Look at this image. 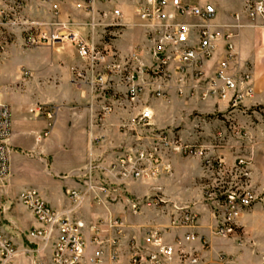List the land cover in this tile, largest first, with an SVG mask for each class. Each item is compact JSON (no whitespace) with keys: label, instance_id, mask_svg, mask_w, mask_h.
Masks as SVG:
<instances>
[{"label":"built area","instance_id":"obj_1","mask_svg":"<svg viewBox=\"0 0 264 264\" xmlns=\"http://www.w3.org/2000/svg\"><path fill=\"white\" fill-rule=\"evenodd\" d=\"M49 3V15L31 18L26 15V3L17 0L3 16L17 22L28 45L51 44L68 40L73 43L81 65L73 68L74 83L89 87L96 100H100L97 116L111 112L115 101L125 98L134 101L145 88H150L153 97L167 98L172 92L185 99H206L214 97L224 101L226 108H236L254 93L253 75L248 62L240 63L233 42L235 33L226 31L223 57L215 68L206 71L204 66L216 50L217 34L211 30L210 22L215 18V6L209 2L190 3L183 0H39ZM244 9L251 18L264 16V0H243ZM129 6L125 10L124 5ZM69 6L82 13L85 20L66 14ZM66 14V19L63 15ZM133 19V21H132ZM131 25H139L148 45L149 63L140 61L135 54L124 60L118 58L111 40L115 39ZM238 26V24H237ZM109 38L105 39L104 35ZM44 115L52 120L55 108H44ZM151 111L144 108L136 119L140 126L149 125ZM10 108L0 104V180L8 174V141L11 131ZM140 140V138H139ZM180 150L185 154H204L202 146L183 145L180 148L167 132H153L146 141L119 153L117 159L106 166L89 163L88 181L81 188L69 190L72 201L69 210L61 211L49 206L34 188H25L19 201L28 208L41 224L27 231L28 240H39L43 245L51 244V264H86L84 253L87 246L81 221L68 215L79 206L90 191H107L104 184L96 186L90 181L91 172L101 170L114 172L121 179H141L169 171L170 164L163 156L167 151ZM163 153V154H162ZM204 164L209 169L225 168L222 158L211 159L204 156ZM239 166L249 164V160L239 157ZM114 175V174H113ZM223 174H210L203 185V203L209 207L214 219V232L221 237L235 233V223L255 199L254 190L235 188ZM161 198H153L146 205H156ZM140 202H132L136 211ZM180 210L178 218L171 226L195 228L197 215L188 207ZM0 204V212H1ZM125 223L117 217L99 219L89 226L90 240L96 246L90 264H103L105 257L118 264H171L177 255L180 264L186 254L181 248L164 241L165 230L151 228L145 231L143 244L136 238L124 234ZM184 240L198 238L196 232L188 231ZM178 244L180 242L178 241ZM181 249V250H180ZM127 250L128 253L124 254ZM178 251V252H176ZM126 252V251H125ZM17 255L16 244L4 231L0 216V264H14ZM127 256L125 261L121 258ZM215 264H236L225 253H218ZM188 264H210L209 259L195 253Z\"/></svg>","mask_w":264,"mask_h":264},{"label":"crops","instance_id":"obj_2","mask_svg":"<svg viewBox=\"0 0 264 264\" xmlns=\"http://www.w3.org/2000/svg\"><path fill=\"white\" fill-rule=\"evenodd\" d=\"M183 1L209 2L215 6L216 15L210 22V28L217 34V47L213 57L205 63V66L210 69L215 68L224 52L221 36L226 31H232L235 33L233 37L235 49L240 57L248 62L253 75L254 93L242 105L264 104V16L249 17L244 9L243 0ZM27 2L30 4V9L28 10L26 6V12L29 11L31 17L49 15V3L39 0H27ZM9 7H11L10 4L4 3L2 9ZM124 8L126 11L129 10L126 4ZM65 11L71 17L85 20L82 13L69 6L65 8ZM66 14L63 15L64 19ZM141 30L139 25L129 26L123 33L125 41L135 40L136 42L135 35ZM21 38L24 44L23 37ZM69 43L52 48L26 47L20 53H12L10 56L4 55L0 58V104L9 106L11 120L8 174L5 180H0V204L5 207L3 213L5 216L8 203L14 201L17 205L18 220L22 227L28 229L39 227L41 224L36 221L30 210L18 201L22 190L34 188L52 208L69 210L72 201L67 191L72 188H81V184L76 182L73 174H80L78 170L86 159L97 155L96 149L91 144L92 137L104 131L103 126L94 125L96 122L94 123L93 115L99 106L92 100L86 87L72 82L71 68L80 60L74 46ZM25 54L27 56L34 54L35 58L24 59L22 55ZM24 71L28 74L25 75ZM190 100L193 102L192 107L199 112L210 111L216 107L220 110L226 108L225 102L217 98L205 101L196 98L184 100L176 95L170 96L168 100L154 98L150 106L153 113L152 122L159 127L171 125L175 121V115L186 108L184 104ZM50 106L55 108L52 120L48 119L43 112L44 108ZM161 108L166 112L163 120L155 116ZM112 120L111 116L104 117V122L106 121L107 124H110ZM259 156L264 159V152H259ZM225 159H228L227 156ZM171 164L172 171L169 174H163L153 180L127 182L126 193L118 211L113 210L109 202L96 201L89 196L76 209L68 213L70 217L84 224L83 232L87 240L84 253L86 264H90L89 258L93 256L96 249L90 240L89 226L100 218L107 217L120 218L125 223L126 238L134 235L138 245L143 244V236L147 229L165 230L167 227L164 236L176 247L179 241L186 251L194 250L208 259L222 252L232 256L237 264H259L250 250L237 242L233 235L221 237L215 234L214 218L201 201L202 191L197 182L201 174H197L195 167L197 161L182 160L174 155L171 157ZM252 171L258 173V184L264 187V160L259 159V165H254ZM22 174H28V178ZM64 178L69 179L67 186H61L57 190H46L42 183H39L41 180L43 182L46 180L48 183L58 182L59 179ZM14 182L16 187L14 191H11L10 184ZM160 190L163 196L159 198L168 203L169 212L146 205H140L134 212L130 207V201L134 199L131 196L138 198L150 193L156 195ZM182 206H188L197 215L195 228L169 227L170 211L173 212ZM247 216L248 213H245L240 221L244 222ZM188 231L196 232L198 238L192 241L184 240V234ZM9 237L17 248L13 263L32 264L33 258L26 245L17 244L15 237ZM120 261L123 262L124 258L122 257ZM103 264L118 263H112L105 257ZM171 264H178V262L172 261Z\"/></svg>","mask_w":264,"mask_h":264},{"label":"rangeland","instance_id":"obj_3","mask_svg":"<svg viewBox=\"0 0 264 264\" xmlns=\"http://www.w3.org/2000/svg\"><path fill=\"white\" fill-rule=\"evenodd\" d=\"M15 1L17 0H0V58L4 55L10 56V54L12 53H18V52L20 53V51L26 47L52 48L53 46L54 47L62 46L63 43L66 42L69 43L68 40H64V41H55L51 44H40V45L25 44L24 35L22 33L21 27L17 23L19 22L20 19H17L15 23L14 22L15 20H10L13 18L6 19L3 16L4 13L3 12L4 9H2L3 4L7 3L12 6ZM24 1L29 10L30 4L27 2V0ZM26 15L31 17L29 11L26 13ZM124 31L120 35H118L115 39L111 40L113 46L115 47L114 49L117 52V56H119L118 58L124 60L130 55L135 54L138 60L144 61L145 63L148 64L149 63L148 45L145 40V35L143 34V30H141L135 35L136 42L135 40L133 42L130 41L126 42L123 36ZM21 37H23L24 44L22 43ZM104 38L108 39L109 36L106 34L104 35ZM69 44L74 46V44L71 42ZM75 51L80 62L72 66L71 74L73 68L81 65V58L78 56L76 48ZM22 57L24 59H34L35 55L31 54L27 56L25 54L22 55ZM237 59L238 61H240L241 64L245 62L240 57L238 52H237ZM204 68L206 71L211 70L209 67L206 66H204ZM23 73L25 75L28 74L27 71H24ZM72 82L74 83L73 74H72ZM74 84L78 86H84L89 91V87L86 85L79 83H74ZM150 88L151 87L145 88L144 92L140 94L139 97H137V99H135L134 101H130L125 98L118 99L117 101H115L113 110L103 115L101 119H99L100 117L97 116V111L99 109L96 110V113L93 115L94 123L96 122L94 125L99 127L103 126L104 131H100L99 132L100 135L96 134L94 137H92L91 144L93 145V148L96 149L97 155L94 157H90L89 159H86L83 166L78 170L80 174H73V178L76 180V182L80 183L82 187L85 185V182L88 181L89 163L92 164L102 163L106 166H109L117 159L120 152L131 147H136L137 144H141V142L142 143L145 142L147 135L150 134L152 135L153 132L169 133L172 140L175 141L180 148H182L183 145H192L194 148L202 146L204 152L203 156L195 155V154L194 155L185 154L182 153L180 150H175V151L168 150L166 153L164 154L162 153V154L164 155L163 157L167 159L166 161L169 162L170 170L161 172L155 176H151L148 178H141V179H131V178L121 179L118 175H115L116 173L114 172L110 173L101 170H94L91 172V176H90L91 183H93L96 186H101L102 184H104L107 191L105 193H102L100 190L95 189V191L93 192L90 191L85 196V198L91 196L96 201L109 202L112 209L116 211L121 207L122 204L121 202H123V196L126 193L127 182L137 181V180H153L163 174H169L172 171L171 157L174 155L179 156L182 160H187L190 162L197 161L195 167L198 172L197 174H201L200 177H198L197 179V182L201 187V191H203V185L208 180L207 178L209 177L210 174H223L222 175L223 179L224 180L228 179L231 184L233 183L235 188H239L240 190L249 188L254 190V192L256 193L257 196L256 199L248 207L243 209L242 214L236 220L235 223L236 230L235 233H233L232 235L237 242H240L242 246L250 250L251 254L258 261L259 264H264V187H260L258 184L259 183V178L257 175L258 173H254L252 171L254 165L256 166L259 165V159H261V161L264 160L262 156H259V152H264V104H251L248 106L240 104L236 108H224L220 110L218 107H216L210 111L199 112L197 109L192 107L193 102L192 100H190L186 104H184L187 109L183 108L180 113L175 115L176 118L174 123L164 127H159L157 124L152 122L153 113L150 106H152V100L157 97L151 96ZM89 93L95 104L100 107V100L99 99L96 100L95 96H93V94H91L90 91ZM172 95L178 96L176 93L172 92L168 95L167 98L158 97L157 99L168 100L169 97ZM178 97L184 100L190 99V98L185 99L182 96H178ZM210 98H214V97L200 99V101L201 100L205 101ZM144 108H148L151 111L152 115L149 120L150 123L149 125L140 126L136 124V119ZM106 116H111L113 118L110 124H107L106 121L104 122V117ZM155 116H158L159 119L163 120L166 117V112L163 108H161L159 113ZM103 122L105 125L103 124ZM204 156H209L211 159H215L217 157L222 158V160L225 162L224 165L225 168L218 171L215 169H209L204 164L203 161ZM225 156H227L228 159H225ZM239 157L248 159L249 164L245 166H239L237 164V160ZM23 175L24 177L28 178L27 177L28 174H22V176ZM6 177L3 180H5ZM68 181H69L68 178H64V179H59L58 182L52 181L48 183V181L46 180H44V182L43 180H41L39 183H42L43 187L46 190H51V189L57 190L61 186L66 187ZM10 185H11L10 190L14 191L16 187L15 182ZM69 190L67 191V195ZM159 192H158L159 195L150 193L138 198L131 196L134 199L130 201V207L132 208L131 206L132 202L138 201L140 202L141 205H146V203L151 201V199L159 198L160 196H163L161 194V190ZM18 201H19V196H18ZM201 201L203 203V194ZM150 206H155L154 208H156L157 210L164 211L166 213L169 212L168 203L165 201H160L158 204L156 205L151 204ZM204 206L206 207L205 204ZM77 207H75L74 209H76ZM1 208L2 210L0 212V216L4 231L9 236L15 237L17 244L20 243L26 245V247L29 249L28 250L29 254H31L33 258L32 264H51L52 245L51 244L43 245L42 242L39 241L38 239L37 241H33V242L29 241L28 239H27L28 241L26 240V234L29 229L24 226L22 227V225L20 224L17 216L18 214L16 210L17 209L16 203L14 201L8 203V207L6 211L7 214L5 213L6 214L5 216L3 214L5 212V207L1 206ZM207 208L211 212L210 208L209 207ZM245 213H248V216L246 217L244 222H241L240 219ZM170 214L171 217L169 221L170 222L169 227L178 228L171 226V221L179 217L180 210L175 209V211L173 212L170 211ZM109 218L111 217L100 218V219L106 221ZM165 228L168 229L167 227ZM164 241L167 242L168 244L171 245L173 244L172 242L166 240L165 236H164ZM174 247L176 246L174 245ZM178 247L181 248L182 251L186 254L182 258L184 260L187 259L186 264H188L189 257L195 255V253L200 254L194 250L192 252L186 251L181 247V243L177 246L176 250H178ZM125 251L124 254H127L128 251L127 250ZM126 257L127 256L123 257L124 261ZM215 258L216 256L212 259H209L210 264H215L214 261ZM172 261H177L178 264H180L179 263L180 260L177 255H174L172 257Z\"/></svg>","mask_w":264,"mask_h":264}]
</instances>
